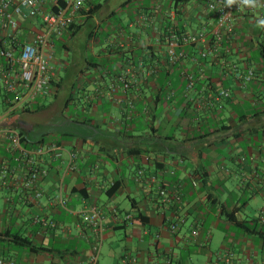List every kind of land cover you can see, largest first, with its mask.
Segmentation results:
<instances>
[{
    "label": "crops",
    "instance_id": "obj_1",
    "mask_svg": "<svg viewBox=\"0 0 264 264\" xmlns=\"http://www.w3.org/2000/svg\"><path fill=\"white\" fill-rule=\"evenodd\" d=\"M221 1L87 0L54 38L63 75L50 60L51 93L1 122L13 120L27 147L59 150L38 159L47 170L39 199L10 164L9 185L0 186V261L264 264V5L244 4L218 58L201 59L192 46L178 63L167 56L173 35L214 27L208 5ZM38 29L22 20L17 40ZM247 68L255 79L244 85ZM231 212L246 227L230 222ZM13 234L39 250L14 245Z\"/></svg>",
    "mask_w": 264,
    "mask_h": 264
},
{
    "label": "built area",
    "instance_id": "obj_2",
    "mask_svg": "<svg viewBox=\"0 0 264 264\" xmlns=\"http://www.w3.org/2000/svg\"><path fill=\"white\" fill-rule=\"evenodd\" d=\"M264 5V0H254ZM87 0H55L52 8L45 9V0H0V93L7 108L0 115V186H8L7 173L10 164L17 163L24 172L22 189L33 194L35 199L42 197L39 181L47 175V170L39 166L38 159L50 152L59 150L55 143H39L27 147L23 134L12 124L6 122L17 111L32 109L39 100L46 98L52 91L54 75L50 70V55L54 38L62 36L85 7ZM243 0L214 2L208 10L216 15L212 29L202 27L194 33H180L168 40V60L175 64L187 57L184 47H196L201 59L209 56L219 57L221 43L235 33L236 23L243 11ZM38 22L29 41L18 44L17 33L22 20ZM15 47H18L15 48ZM151 74V72H150ZM188 89L194 84V76L186 74ZM243 84L255 79V72L247 68L241 75ZM219 97L228 98V90H221ZM133 107L132 104H130ZM72 159L75 155H72ZM195 186L196 183H193ZM165 197L166 192L160 191ZM90 223L98 218L95 209H90ZM131 217L128 216V219ZM172 231L177 229L171 226ZM96 256L92 257V264ZM4 264V261H0ZM13 264V262H9ZM163 264V263H158ZM168 264V263H167ZM170 264V263H169Z\"/></svg>",
    "mask_w": 264,
    "mask_h": 264
},
{
    "label": "trees",
    "instance_id": "obj_3",
    "mask_svg": "<svg viewBox=\"0 0 264 264\" xmlns=\"http://www.w3.org/2000/svg\"><path fill=\"white\" fill-rule=\"evenodd\" d=\"M179 1L182 2V4H184V3H187L189 0H179ZM81 12L82 13L85 12V8H83ZM72 27H73V25H71L68 28V30H70ZM18 44L21 45V44H23V42L18 40ZM15 48L18 49V47H15ZM4 97H6V94H3V98ZM6 108H7V105L4 103V101H2V103H0V111L3 112ZM24 111L28 113L29 112V109H26ZM24 143H26L25 142V138H24ZM227 219L230 222H233L237 227H246V222L245 221L244 222L237 221V219L235 218L234 212L228 213ZM133 221H135V219H133ZM260 238L264 241V233H260ZM9 241L11 243H13L14 245H16V246H19V247L28 249L30 251H37V250H39V248H36V247H34L32 245V242L28 238L23 237L20 234H13V235H11L10 238H9Z\"/></svg>",
    "mask_w": 264,
    "mask_h": 264
},
{
    "label": "rangeland",
    "instance_id": "obj_4",
    "mask_svg": "<svg viewBox=\"0 0 264 264\" xmlns=\"http://www.w3.org/2000/svg\"><path fill=\"white\" fill-rule=\"evenodd\" d=\"M47 52L50 55V60H52V64H51L52 69L56 73L61 74V66L56 61H58L60 59L65 60L64 51L62 50V48L59 45L56 44L55 47H54V49L52 51H47ZM71 74L74 75L73 73H71ZM61 75H63V74H61ZM73 77L74 76L71 77L72 78L71 80H75V77L74 78ZM78 86H79L78 83L74 85V89H72L73 94H76L77 93ZM74 108H75V105L69 106L68 112H70V115H71V113H75V109ZM2 113L3 112L0 111V115H2ZM12 121L13 120L9 121V123L12 122ZM12 123L15 124V122H12Z\"/></svg>",
    "mask_w": 264,
    "mask_h": 264
},
{
    "label": "clouds",
    "instance_id": "obj_5",
    "mask_svg": "<svg viewBox=\"0 0 264 264\" xmlns=\"http://www.w3.org/2000/svg\"><path fill=\"white\" fill-rule=\"evenodd\" d=\"M234 2H235V0H228V4H232ZM243 3L246 4V5L253 4L254 0H243Z\"/></svg>",
    "mask_w": 264,
    "mask_h": 264
}]
</instances>
